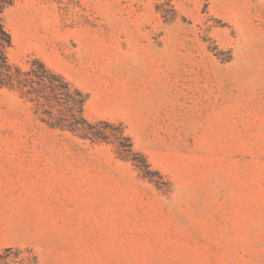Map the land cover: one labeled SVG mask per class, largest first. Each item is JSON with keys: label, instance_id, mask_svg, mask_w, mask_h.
Segmentation results:
<instances>
[{"label": "rangeland", "instance_id": "1", "mask_svg": "<svg viewBox=\"0 0 264 264\" xmlns=\"http://www.w3.org/2000/svg\"><path fill=\"white\" fill-rule=\"evenodd\" d=\"M4 21L12 63L40 57L160 174L119 128L83 139L0 89V264H264V0H15Z\"/></svg>", "mask_w": 264, "mask_h": 264}, {"label": "trees", "instance_id": "2", "mask_svg": "<svg viewBox=\"0 0 264 264\" xmlns=\"http://www.w3.org/2000/svg\"><path fill=\"white\" fill-rule=\"evenodd\" d=\"M15 0H0V89L7 88L34 105L40 119L53 128L69 130L83 139L112 141V136L100 128L101 125L119 128L117 136L120 146L126 144L123 158L140 157L141 166L151 170L147 158L135 151L131 138L126 134L123 124L108 120L91 121L85 115L88 95L73 85L62 74L52 70L40 58L32 56L27 68L9 60L8 50L12 46V35L4 21V12Z\"/></svg>", "mask_w": 264, "mask_h": 264}, {"label": "crops", "instance_id": "3", "mask_svg": "<svg viewBox=\"0 0 264 264\" xmlns=\"http://www.w3.org/2000/svg\"><path fill=\"white\" fill-rule=\"evenodd\" d=\"M91 71L88 69L84 74H85V78L87 75H91V77L93 78L94 77V73L97 71L96 69H98V62L95 63V67H94V64H93V61H92V64H91ZM95 68V69H94ZM98 72V71H97ZM84 77V75H82V78ZM84 79V78H83ZM85 80V79H84ZM86 83V84H85ZM85 83H82L80 84L81 86L85 87L86 85L88 86L89 83L88 82H85ZM94 116L96 118H105V119H108V118H111L113 116V114H94Z\"/></svg>", "mask_w": 264, "mask_h": 264}]
</instances>
